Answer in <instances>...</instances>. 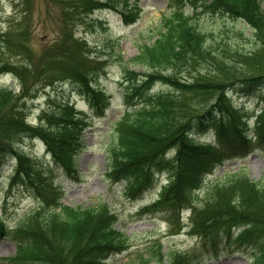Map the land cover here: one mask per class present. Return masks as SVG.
Returning a JSON list of instances; mask_svg holds the SVG:
<instances>
[{"label": "trees", "instance_id": "16d2710c", "mask_svg": "<svg viewBox=\"0 0 264 264\" xmlns=\"http://www.w3.org/2000/svg\"><path fill=\"white\" fill-rule=\"evenodd\" d=\"M51 1L58 10L56 16L60 24L59 34L52 44L44 45L38 53L29 46V29H22L21 23L1 30L0 73L9 72L18 78L23 89L32 90L31 97L36 96L34 85L44 89L59 82L73 83L88 96L90 104L101 111L108 101L101 89L91 85L105 72L108 62L103 54L91 55L92 48L88 49L85 40L74 35L75 25L83 21V16L88 15L95 4L93 0ZM178 1L189 2L195 15L201 9L206 14L225 13L244 19L253 29L260 49H264L261 0ZM156 33V39L141 45L135 57L124 60L119 56L122 78L128 83L123 98L126 108L107 143V171L114 180L125 181L126 194L130 197L152 187L155 172L167 169L171 174L169 182L163 185L160 200L151 207H167L175 213L189 205L188 193L200 185L202 170L221 151L200 146L198 141L188 137L189 129L199 128L211 119L217 135L228 139L234 136L228 140L234 143V138L243 134L244 125L240 117L233 114L226 90L246 93L264 85V66L261 64L249 73L244 70L234 73L229 69L226 74L232 78L226 80H211L209 74L186 75L191 63L201 58L205 61L215 58V67L223 65L220 57L211 56L214 45L208 41L211 34L178 9L163 18V25ZM242 55L249 54L245 52L239 58ZM99 63L102 65L98 67ZM136 65L148 68L140 84L135 81L137 74L129 67ZM158 82L163 88L147 94L148 87ZM192 91L199 92L204 105L209 104L207 109L200 111L199 105L188 102L185 94ZM20 98L21 95L7 85L0 84V165L15 156L16 177L34 185L41 205L25 217L12 234L17 251L2 258V264H105L104 259L111 252L125 250L130 243L129 238L114 227L117 214L102 201L86 207L60 204L57 201L59 187L51 178L36 177L29 154L20 146L23 138L39 136L52 160L71 173L75 171V157L82 148L86 122L67 100L49 98L35 126L26 120L25 102H19ZM214 110L227 113L230 118L224 121L220 116L217 121L212 114ZM262 116L257 123L264 127V113ZM172 147L176 153L173 159H166L164 152ZM260 181L249 179L242 172L217 180L208 189L202 206L193 207L191 233L199 237L198 247L187 252L170 247L164 253L161 241L154 239L142 251L134 252L131 264H199L198 255L222 236L237 246L254 247L251 264H264V176ZM233 227H242L236 236L232 234ZM5 228L0 218V237Z\"/></svg>", "mask_w": 264, "mask_h": 264}, {"label": "rangeland", "instance_id": "374dc122", "mask_svg": "<svg viewBox=\"0 0 264 264\" xmlns=\"http://www.w3.org/2000/svg\"><path fill=\"white\" fill-rule=\"evenodd\" d=\"M134 5L139 13L134 24L124 23L119 13L101 10L94 12L89 22H79L75 28L76 36L85 40L88 49L92 48L91 55L103 53L108 65L113 63L110 66L106 65L107 72L96 80V86L106 90L110 95L111 105L105 110V117L92 116V125L85 130L83 140L86 148L76 158L77 175L65 176L63 171L57 168L50 155L46 153L45 145L40 137L25 138L20 142L21 148L29 154L31 162L34 163L32 165L35 166L34 171L37 176H45L46 171L55 176V183L63 192L61 202L71 206H88L102 199L111 203L113 210L117 211L119 219L115 227L130 238L131 248L123 251L122 254L113 253L106 264L131 263L133 251L144 249L154 238L162 241L164 250L168 246H173L184 251H191L196 243V239L186 235L185 231L171 236L169 233L172 229L168 225L165 212L154 211V213L140 215L139 208L156 198L159 185L165 181L166 173L162 174L160 182L155 187L131 199L122 194L123 182L114 183L105 173L107 169L105 148L110 135L109 131L124 108L123 100H121L122 89L119 86L121 67L117 53L124 60L135 57L141 45L151 43L156 38V30L162 23L160 21L162 14L169 13L170 6L172 8L177 6L174 0H135ZM261 6L264 10V0H261ZM182 8L191 13L189 4H183ZM22 9L25 10L26 15L17 17V20L22 23V29L29 28L32 36L29 46L39 53L44 45H51L59 34L60 24L57 23L56 16L58 10L51 0H23L19 4L17 0H0V25L6 27L9 23L12 24L11 21L16 12ZM196 20L199 28L211 34L208 38L210 44H214L211 56L220 57L223 65L215 67V58L206 61L201 58L191 63L185 71L186 75L209 74L211 80H226L232 78L226 74L229 69L234 73L242 70L249 73L261 64L264 66V49H260L256 35L245 21L225 13H199ZM115 42L118 44L113 45ZM245 52L249 55L247 57L242 55L239 58ZM101 65L102 63H99L98 67ZM133 70L144 72L143 68L138 66ZM7 80L10 81L8 75L0 76V83H5ZM34 87L37 91L34 98L29 96L32 90L26 91L22 84L15 89V92L21 95L19 102H25V114L31 122L39 124L37 119L41 110L47 107L46 100L49 98L54 100L69 97L78 109L92 114L84 97L76 94L75 87L70 82L58 83L45 89L39 85ZM151 88L152 91H157L160 87L155 85ZM23 90L26 92L23 93ZM185 95L190 104L199 105L200 111L208 108L209 104L204 105V99L199 92L192 91ZM242 95L239 96L238 92L231 99L235 108H238L235 112L249 118L246 122V134L249 139L245 140L248 142L240 143L238 151L229 150L223 153L226 158H223V155L220 156L223 163L214 164V170L205 174L202 180L204 185L198 194L200 196H203L208 180H217L219 177H226L239 171L245 172L249 179L255 181L261 180L264 176V160L262 159L264 134H258V126L255 123L256 113L264 106V86H256L253 91L242 93ZM207 127L209 130L204 134L203 139L211 141V144L216 146L218 140H216L215 130L211 124ZM260 131H264V127ZM238 140L241 139L238 138L236 141ZM9 160L1 167L0 217L7 224L8 230H13L37 202L27 186H10V171L15 160ZM188 213L189 210L182 212L185 223L188 222L186 217ZM152 235L154 236L151 237ZM15 249L13 242L7 239L0 240V257L14 254ZM253 252L254 250L248 247L238 248L221 242L217 248L209 249L207 255L202 256L201 264H250L253 261Z\"/></svg>", "mask_w": 264, "mask_h": 264}]
</instances>
